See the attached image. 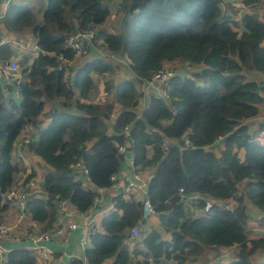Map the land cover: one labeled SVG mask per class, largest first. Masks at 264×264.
<instances>
[{
  "label": "trees",
  "instance_id": "obj_1",
  "mask_svg": "<svg viewBox=\"0 0 264 264\" xmlns=\"http://www.w3.org/2000/svg\"><path fill=\"white\" fill-rule=\"evenodd\" d=\"M45 1L44 8L42 1L35 7L9 2L1 16L4 28L17 37L29 30L36 51L34 57L26 54L17 61L22 80L8 86L17 98L5 96L0 88V220L8 208L3 196L21 171L12 159L15 142L33 126L37 135L28 150L49 170L43 195H31L26 205L42 231L55 228L60 200L81 214L93 207L97 191L111 188V177L121 170L123 156L117 147L129 143L136 172L152 173L146 199L170 236L165 240L155 230L147 232L143 203L119 194L100 230L89 234L84 260L69 264L109 259L132 264L138 257L142 261L135 264H209L229 251L231 259L218 264H253L252 257L264 264V237L250 238L246 231V204L259 211L256 219L264 216V147L246 125L259 119L264 105V18L256 9L264 0H234L244 9L237 21L235 11L224 13L223 0H122L124 14L134 7L115 32L104 26L111 15L104 0ZM6 2L0 0V9ZM80 30L95 31L93 45L101 41L109 53L128 62L132 79H121L115 87L104 82L113 101H89L96 90L93 78L112 73L107 57L73 72L64 65L76 57L68 40ZM12 56L7 45L0 46L2 61ZM176 61L182 66L164 88L168 101L152 93L141 109L137 86L144 88L155 73ZM46 101L55 103L49 124L38 134ZM112 114L116 118L108 124ZM258 131L264 134V121ZM210 147L217 150L207 151ZM78 163L91 188L73 180ZM180 190L198 196L205 215L187 213ZM208 200L212 206L206 205ZM134 227L139 240L130 234ZM137 242L145 250L130 251L128 245ZM5 264H36V258L25 249H13Z\"/></svg>",
  "mask_w": 264,
  "mask_h": 264
},
{
  "label": "built area",
  "instance_id": "obj_2",
  "mask_svg": "<svg viewBox=\"0 0 264 264\" xmlns=\"http://www.w3.org/2000/svg\"><path fill=\"white\" fill-rule=\"evenodd\" d=\"M1 18V15H0ZM95 37V31H76L73 33L69 40L68 44L70 48L75 52L76 56H85L88 51L91 42ZM176 71L170 68H163L155 73L149 82H147V86H154L155 83L158 85L154 86L155 93L166 102L167 94L164 90L168 80H170L173 76H175ZM0 76L7 83V87L9 85H17L21 82L22 76L19 71L17 58L9 59L7 63L4 65L0 64ZM16 91V88H14ZM116 118L115 114H112L109 117V121H114ZM124 135H128V127H126L123 131ZM37 135V130L33 126L27 127L21 134L19 140L16 143V150L18 156L15 158V162L20 163L23 154L28 151L30 144L33 139ZM168 141H164V147H167ZM117 151L124 158L128 159L130 157V168H131V177L126 181H121L118 183L117 174L111 177L112 186L111 188H116L119 194L128 197L130 202H137L138 194H145V198H143V212L142 219L143 221H147L154 215V212L146 199V192L148 187V181H145L141 172H136L135 167L133 166L132 154L130 152V144L125 143L117 147ZM73 180L75 182H80L82 187L92 186L88 178H86V171L83 167L78 163L73 166ZM84 178V179H83ZM25 178L20 179L18 182L15 181L14 186L11 190L3 196V204L7 206L14 207L17 215V221L15 224H10L6 216H2L0 220V264H5V258L9 250L3 247V242H11L15 246H22L27 251H29L34 257L44 261L50 262L53 259V251L48 247L52 242L66 241V237L71 234L78 227L82 229V238L80 241V245L82 247L89 248V234L96 229V218L99 214H101L99 210V206L102 204V190L97 191V195L93 199V207L86 213L81 214L78 213L82 217V222L74 223L69 222L60 227L54 228L50 231H42L41 225L37 222H34L30 219L27 211V200L32 195V191L34 188V180L31 178L26 184H24ZM181 203L186 209L187 213H191L194 217H200L205 215L206 209L198 207V200L200 199L198 196L193 195H184L183 190L179 191ZM202 200V199H201ZM205 200V199H204ZM206 205L212 206L211 203L205 201ZM227 204V203H226ZM226 204L220 205L225 206ZM58 208V217L63 218L65 221L71 219L72 214L68 212V207L71 205L66 200H60L56 203ZM72 206V205H71ZM226 209H229L228 206H225ZM29 219V228L28 232L24 236H18L14 232V230L23 225V223ZM257 225L264 224V216L258 220ZM248 232V229L246 230ZM130 234L132 238L137 239L140 237V231L138 227H134L130 230ZM23 249V248H20ZM11 249L10 251H12ZM77 258L72 259L75 260ZM79 260H84L78 258Z\"/></svg>",
  "mask_w": 264,
  "mask_h": 264
},
{
  "label": "crops",
  "instance_id": "obj_3",
  "mask_svg": "<svg viewBox=\"0 0 264 264\" xmlns=\"http://www.w3.org/2000/svg\"><path fill=\"white\" fill-rule=\"evenodd\" d=\"M22 1H23V3L29 4V2L31 0H29V1L28 0H7V2L0 9V13H1L0 15L2 16V14L4 13L9 2L10 3L11 2L20 3ZM104 2L108 3L109 5L112 6V9H109L110 13H111L110 16H112V14H117V12L120 10L122 12V0H104ZM124 15L125 14L122 12L120 17H118L119 15L117 16V21H115L116 23H115L114 27H116V25H118L119 23L122 22V19L125 18ZM109 19L112 20V22H114V19H112L111 17H109ZM104 26L107 29H110V27H111L110 25H107V26L104 25ZM17 36H18V34L8 32L4 28L2 18H0V46L7 45L9 47V50L11 51V53L13 55L12 58H17V61H19V59H21L26 54L32 55L34 57V55H35L34 52L36 51V48L32 44L27 45V44L21 43V41L18 40L19 38ZM98 47L100 48V50ZM105 53L107 54L106 56L104 55ZM106 57H107V59H110L112 61H115V59H117V57L124 58L123 56L113 55L109 52L107 53L105 51V48L102 45V42L98 41L94 45L91 42L90 47H89L88 56H82V57L76 56L72 62L65 63L64 65L66 68L71 69V71L73 72V71H75L76 66H83L85 63H87L88 61H90L92 59L100 58V59L106 60ZM8 61L9 60L2 61L0 59V64L4 65ZM127 65H128V62L126 65H125V62L122 63L123 69L121 70V72H119L115 76L117 81L119 80V82H120L121 79L122 80L123 79H128V80L132 79V76L130 75V71L127 68ZM124 69H125V72H123ZM72 72H70L71 76H72ZM103 86H104V84H103ZM143 87L144 88H141L142 92L141 91L138 92L139 106L141 107V109H143L147 105L150 94L155 93L154 90L151 91L146 98L145 96H143V92H144V89L147 88L148 86L144 85ZM0 88H1V90L5 96L15 97V96L10 94L9 88L7 87V83L2 79L1 76H0ZM104 92H105V89H104ZM15 95L17 96V94H15ZM109 96H113V95L111 94ZM99 100L103 101L102 99H99ZM89 101H93L91 99V97H90ZM101 101H96V102H101ZM108 101H113V100H108ZM93 102H95V101H93ZM54 103H50L52 108H53ZM261 111H262V109H261ZM262 121H264V117H263ZM107 123L112 124V121H107ZM16 143L17 142H15L13 152H12V159H13L14 163H16L15 158L18 156L17 150L15 148ZM130 162H131L130 157H128V159L123 157V163H122L121 170L117 174L118 183H120L121 181H126L127 179H129L131 177L132 171L130 168ZM16 165H18L19 168H21V171L19 172V174H17L15 181L18 182L20 179L27 177L29 174H31V175L33 174L34 176L32 179L34 180V188L32 191V195H34L36 197H41L43 195L44 176L40 177V173L45 174L47 172L46 166L37 157L32 155L29 152V150L23 154V157L21 158L20 163H17ZM42 171H44V172H42ZM141 173H142L145 181L150 180V177L152 174L151 172L146 171V172H141ZM89 188H91L90 185H89ZM118 195H119V193H118L117 189L113 190L112 188H109L107 190H102V204L99 206V210H100L101 214H99L96 218V229L100 230L101 219L107 213L112 211V200H113V198H115ZM124 197H127V196H124ZM143 198H145V194L139 193L138 198H137V202L138 201L142 202ZM208 203L212 204V201L208 200ZM251 208H249L250 219L248 221V226H247L248 236L250 238L264 237V224H261V225L256 224L258 222V218L256 219V217H258L259 211L252 206H251ZM68 212L72 214L71 219L68 221H65L63 218L58 217L57 222L55 224V228L60 227L62 225H65L69 222H74V223L82 222V220H83L82 217L79 214H77V211L73 206L70 205L68 207ZM2 216H6L10 224H15L17 221L16 211H15L14 207H12V206H8L7 210L5 211V213L2 214ZM29 221L30 220L27 219L23 223V225L17 227L14 230L16 235H18V236L26 235V233L28 232V228H29ZM157 226H158L159 230H162V227L159 223V219L157 218V216L153 215V216H151V218L149 220L145 221L143 227L147 232H150L152 229L156 228ZM161 232L162 233H160V234H162L165 238L170 237L168 234H165L163 230ZM81 238H82V229L78 227L76 230H74L71 234H69L66 237V239H67L66 241L59 240L58 242H52L51 244L48 245V247L50 249H52V251L54 253L53 259L50 262H44V261L35 257L36 258V264H69L72 261V259H74V258L83 259L86 247H82L80 245ZM165 240H168V239H165ZM2 245H3V247L7 248L9 251L11 249H20V248L25 249L22 246H15L9 241L3 242ZM133 246H134L133 244L128 245L130 251H133L132 250L134 248ZM135 249H141V245H139V247L138 246L135 247ZM139 259H140V257L135 259V261L138 263V262H140ZM252 260H256V257H252ZM135 261L133 260L132 264L133 263L135 264L136 263ZM112 262H113V259H109V260L105 261L103 264H112ZM214 262H215V260H213L211 263H214Z\"/></svg>",
  "mask_w": 264,
  "mask_h": 264
},
{
  "label": "rangeland",
  "instance_id": "obj_4",
  "mask_svg": "<svg viewBox=\"0 0 264 264\" xmlns=\"http://www.w3.org/2000/svg\"><path fill=\"white\" fill-rule=\"evenodd\" d=\"M29 1V0H28ZM40 1H42V8H44V5H45V3H46V1H44V0H31L30 2H29V4L28 5H31V6H36V5H39L40 3ZM109 9H112V6L111 5H109L108 3H105V2H103ZM233 3V4H232ZM232 4V5H231ZM230 6H232V10H231V7ZM257 10H259V15L261 16V17H263L264 18V4H262L261 6H258L257 8H256ZM222 10L224 11V13L226 14V15H228V14H230V13H233V11H235V13H237L236 14V17L240 14V16L243 14V12H244V9H243V7H242V4H240L239 2H234V0H223V6H222ZM121 14H122V12H121V10L120 11H118L117 12V14H112V16H110L112 19H114V22H112V20H108L106 23H105V25L107 26V25H110L111 27H110V30L112 31V32H115V28H114V25H115V21H117V16L118 17H120L121 16ZM125 16V15H124ZM36 18H37V20L39 19V15L37 14V16H36ZM239 16L234 20V21H237V20H239ZM119 25V24H118ZM113 26V27H112ZM19 38V40L21 41V43H24V44H27V45H30V44H32V40L34 41V39L32 38V36L30 35V33H29V30H26L24 33H21V36L20 37H18ZM99 48V47H98ZM99 50H100V48H99ZM105 51L108 53L109 51H107L106 49H105ZM105 56L107 55L106 53L104 54ZM122 57H117V59H115V61H112V60H110V59H107L106 61L108 62V63H110L111 64V66H112V70H111V72L112 73H110V74H107L106 76H104V77H102V78H99V77H94L93 79H94V81H95V86H96V90H94L93 92H92V94H91V99L93 100V101H101V100H99V99H102L103 101H105V100H114V97L113 96H109V95H107L105 92H104V86H103V84H104V82L105 81H110L112 84H113V86L115 87L118 83H119V80L117 81V79H116V75L119 73V72H121V70L123 69V66H122V63L123 62H125V65L127 64V61L124 59V58H122ZM180 62H174L173 63V65L174 64H177L176 66H173V65H168L167 67H165V68H170V69H172V70H174V71H176V72H178V68L179 67H181L182 65H180L179 64ZM82 66H76V68H75V70L76 69H79V68H81ZM127 68L129 69V67H128V65H127ZM123 72H125V69H124V71ZM245 75H247L248 73L245 71V72H243ZM261 79V76L259 77V75H258V80H260ZM155 87H157L158 85L155 83V85H154ZM154 86H149V87H147V88H145L144 89V92H143V96H145L146 98H147V96H148V94L151 92V91H153L154 90ZM137 90H138V92H140L141 91V88H140V85H138L137 86ZM142 92V91H141ZM13 96H15V97H13V98H17V96L16 95H13ZM142 96V97H143ZM50 101H46L45 102V107H44V112H43V114L40 116V125H39V127H38V134L49 124V122H50V119H49V117H48V113L51 111V109H52V107H51V105H50ZM262 108V111H261V115H260V117H259V119L257 120V121H250V122H248L246 125L248 126V128H249V131H250V134H254V133H257V135H255V139H254V141L257 143V144H259V146H261V147H264V134H262V133H260L258 130H259V125H260V123L261 122H263L262 121V119H263V117H264V105L261 107ZM73 111V110H72ZM215 149H216V147H210V148H208L207 149V151H215ZM217 150V149H216ZM239 157H242V152H240L239 153ZM47 168V167H46ZM45 168V169H46ZM49 170V168H47L46 169V171H48ZM42 172H44V171H42ZM44 176V173H40V177H43ZM240 188H239V192H238V194L239 195H242V188H243V185H240L239 186ZM113 190H115L116 188H112ZM248 205H250V204H246V207L247 208H251V206H248ZM252 209V208H251ZM152 230H155V231H157L158 233H162L161 231L163 230L164 231V229L162 228V230H159V228H158V226L156 227V228H154V229H152ZM151 230V231H152ZM162 235V234H161ZM162 237H163V239H170V237H164L163 235H162ZM138 240H139V238H138ZM134 246V248L132 249V250H135V247H139V245H142V244H139V242H137V243H135V244H133ZM141 250H145V249H143V246H141ZM222 256H224V257H220V258H216V260H215V262L214 263H211V262H209V264H218V263H221L223 260H225V261H223V262H226V261H229L230 259H231V256H232V254H231V251H229V252H226L225 254H223ZM140 261H142L141 259H139ZM260 260H264V257H262V258H260ZM135 261V260H134ZM253 261V264H256L255 263V260H252ZM136 262V261H135ZM134 264V263H133ZM201 264V263H200Z\"/></svg>",
  "mask_w": 264,
  "mask_h": 264
},
{
  "label": "water",
  "instance_id": "obj_5",
  "mask_svg": "<svg viewBox=\"0 0 264 264\" xmlns=\"http://www.w3.org/2000/svg\"><path fill=\"white\" fill-rule=\"evenodd\" d=\"M134 7V5H132L131 7H129L128 9H126L125 11V17L127 16V14L132 10V8ZM125 8V7H124Z\"/></svg>",
  "mask_w": 264,
  "mask_h": 264
}]
</instances>
